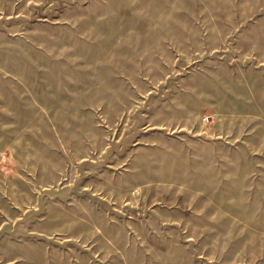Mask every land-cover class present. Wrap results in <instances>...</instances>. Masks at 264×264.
I'll list each match as a JSON object with an SVG mask.
<instances>
[{"label": "rangeland", "instance_id": "obj_1", "mask_svg": "<svg viewBox=\"0 0 264 264\" xmlns=\"http://www.w3.org/2000/svg\"><path fill=\"white\" fill-rule=\"evenodd\" d=\"M0 264H264V0H0Z\"/></svg>", "mask_w": 264, "mask_h": 264}]
</instances>
